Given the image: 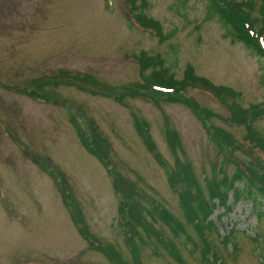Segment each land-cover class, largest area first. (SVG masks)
Instances as JSON below:
<instances>
[{
  "label": "rangeland",
  "instance_id": "obj_1",
  "mask_svg": "<svg viewBox=\"0 0 264 264\" xmlns=\"http://www.w3.org/2000/svg\"><path fill=\"white\" fill-rule=\"evenodd\" d=\"M145 1L140 10L170 36L163 42L135 22L128 0H0V264H114L78 231L57 180L41 167L48 162L65 178L96 241L129 262L137 249L140 264H264V219L250 200L235 204L230 192L223 206L210 198L217 206L206 226L214 223L213 230H202L185 218L184 184L169 183L177 162L189 163L188 180L209 199L208 182L221 170L232 176L236 162L264 168L262 149L245 139V126L209 91L185 93L211 112L207 119L150 93L117 100L68 83L38 97L28 93L30 84L63 70L131 85L140 80L135 55L146 51L161 54L178 78L190 64L240 91L251 123L264 131V57L226 38L217 17L206 20L207 0ZM82 127L89 139L101 137L109 169L84 144ZM112 168L132 193L129 201L142 204L145 225L130 210L121 214ZM157 204L183 223L178 234ZM209 243L213 251L205 257Z\"/></svg>",
  "mask_w": 264,
  "mask_h": 264
},
{
  "label": "trees",
  "instance_id": "obj_2",
  "mask_svg": "<svg viewBox=\"0 0 264 264\" xmlns=\"http://www.w3.org/2000/svg\"><path fill=\"white\" fill-rule=\"evenodd\" d=\"M141 1L142 4L139 7L136 5V0H128L131 5L130 10L132 17L138 25L153 31L160 41H165L170 36L164 33L161 21L140 10L141 7H146V1ZM215 17L221 22L226 38L230 39L233 43H242L247 48L251 49L253 54L264 57V0H207L206 20ZM135 58L140 68V80L128 86L116 87L101 82L92 76L80 77L71 74L69 71L63 70L53 78L35 81L30 84L32 89H30L28 93L34 97H38L41 94L43 95V92H46V89H48L47 87L56 88L60 84L65 83L74 85L83 91L107 95L109 97L113 96L117 100L135 97L143 93H150L156 98H165L166 100L186 104L196 113L200 115L204 114L207 119L209 117L208 114H211V112L208 111V113H206V110L198 107L194 100L185 96L186 91L190 88L204 89L209 91L227 108L230 118L233 121L239 122L245 126V139L249 143L262 149L264 154V131L258 129L251 123L249 118H254V116L241 104L240 91L231 86L216 84L206 76L199 75L196 73L193 65L190 64L185 68L183 76L178 78L166 65L165 59L161 54L153 55L148 54L146 51H141L139 55H135ZM259 111L260 110H256L255 113ZM218 131L219 130H216V132ZM80 132L88 150L93 155L97 156L109 169L110 166L105 159V153L101 150V137L94 135L89 139L85 134L87 132L84 127L80 128ZM232 152L231 154H233ZM40 162L43 163L45 161ZM236 164L238 170L232 176L227 175L221 170L220 175L217 174L209 180L207 186L209 199L205 193L203 194L201 192L194 180H188L186 176V166L190 165L189 163L178 161L176 168H172V173L169 175L170 185L173 188L178 185L180 186V184H184L185 186L184 190L180 191V198L188 223L193 226H197L198 223H200L202 230L206 227H210L211 230H213L212 225H214V223L206 226L209 216L214 212L217 206V204L211 203L210 198L218 199L220 204L227 206L230 192H232L235 197V204L241 200H250L253 212L257 214L260 219H264V168L261 169L259 165H255V167L258 168L256 169L252 167L253 165L246 164L245 162H236ZM41 167L57 180L58 187L61 190L64 202L70 211L71 217L78 231L88 240L90 246L101 251L107 259L114 264H140V257L137 249H132L134 257L132 263L125 260L121 252L115 249L111 244L96 241L95 236L89 230L88 224L83 217L77 199L66 183L65 178L63 179L59 170L52 163H44ZM109 171L114 182H116V190L122 195V199H120L121 214H123L124 211L127 212L130 210L135 212L136 209H138L139 211L137 214L133 215L132 212H128L131 214L128 215L137 222H141L142 225H145L146 215L142 212L144 209L142 204L139 201L136 203L134 201H129L132 197V193L120 185L117 173H115L113 168ZM240 184L243 186L240 187ZM155 208L158 212L157 214L165 218V222H167L173 231L178 234V229L184 227L183 223L172 213H169L167 209L163 208L162 211H160L159 204H157ZM127 223L135 234V228L137 227V224L135 225L136 222L129 220ZM147 226L153 227L151 223H147ZM147 230L151 231L150 229ZM125 232L127 233L126 230ZM230 235L225 237V242H228ZM203 238L206 239L207 236ZM161 241L163 242L164 240ZM167 244L168 242L165 245ZM205 247L206 249L203 253H205L204 255L206 257L213 251V247L210 243ZM168 248H171V251L177 254V250L174 246L168 245Z\"/></svg>",
  "mask_w": 264,
  "mask_h": 264
}]
</instances>
